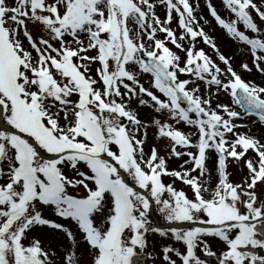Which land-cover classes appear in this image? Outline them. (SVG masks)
I'll return each mask as SVG.
<instances>
[{"label": "snow or ice", "instance_id": "1", "mask_svg": "<svg viewBox=\"0 0 264 264\" xmlns=\"http://www.w3.org/2000/svg\"><path fill=\"white\" fill-rule=\"evenodd\" d=\"M205 7L0 0V264H264V0Z\"/></svg>", "mask_w": 264, "mask_h": 264}, {"label": "rangeland", "instance_id": "2", "mask_svg": "<svg viewBox=\"0 0 264 264\" xmlns=\"http://www.w3.org/2000/svg\"><path fill=\"white\" fill-rule=\"evenodd\" d=\"M220 2H222V0H219ZM201 3V7L204 11V14L207 16V18L209 20L212 21L213 25H215V21L211 18L210 15H208L207 13V9L205 7V0H200ZM214 5L217 7L218 11L220 12V14L224 17L228 16V13L226 12V10L220 5V4H216L215 0H213ZM211 35H213L214 37L217 38V43L219 45V47L221 48V50L226 54V55H232L235 57V66L237 67V70H239V61L241 59L240 57V47L235 43L230 41L229 39H227L223 33L222 30L219 29V27L217 26L215 28V31L210 30ZM198 47H204L206 49V51H209V54H211V51L207 48L206 45H204L202 42L198 45ZM221 66L223 67V65L221 64ZM245 78H251V79H255V81L257 83L261 82L262 77L260 76L259 73H254L253 74H247L245 73ZM183 78V77H182ZM185 130H187V128L185 127ZM253 131H256V129H253ZM155 144L161 151V154H165L166 152V148L165 145L162 141L156 140L154 136L150 137L148 145L151 146ZM214 158H212V162L211 164L209 163V161H207L209 168L212 167V163H213ZM169 167H177L176 163H174L173 161L170 160L169 162ZM229 172L233 173L232 175V179L237 180L239 179V168L236 166H230L229 167ZM177 186L180 187L181 185L179 184V182L177 183ZM185 188L186 191H188L187 186H183ZM188 194L191 196V192L188 191ZM154 217L158 220L159 224H162L163 222L160 220V218L158 217V215L154 214ZM150 240L155 243L156 245H161V244H166V243H170L171 241H168L165 238H161L159 236H152L150 237ZM174 243V242H171ZM179 246V245H177ZM157 264H159V261H157Z\"/></svg>", "mask_w": 264, "mask_h": 264}, {"label": "bare ground", "instance_id": "3", "mask_svg": "<svg viewBox=\"0 0 264 264\" xmlns=\"http://www.w3.org/2000/svg\"><path fill=\"white\" fill-rule=\"evenodd\" d=\"M216 4H220L222 6V2H220L219 0H215ZM227 12V11H226ZM214 158V157H213ZM212 162V158L209 159V163L211 164Z\"/></svg>", "mask_w": 264, "mask_h": 264}]
</instances>
